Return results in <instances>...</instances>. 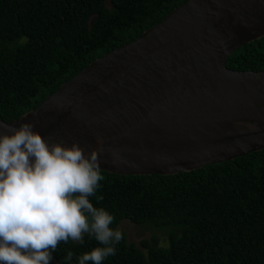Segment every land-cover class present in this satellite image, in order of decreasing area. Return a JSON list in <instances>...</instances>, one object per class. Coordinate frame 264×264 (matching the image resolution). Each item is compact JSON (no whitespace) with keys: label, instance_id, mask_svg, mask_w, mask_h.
Returning a JSON list of instances; mask_svg holds the SVG:
<instances>
[{"label":"trees","instance_id":"1","mask_svg":"<svg viewBox=\"0 0 264 264\" xmlns=\"http://www.w3.org/2000/svg\"><path fill=\"white\" fill-rule=\"evenodd\" d=\"M185 1L0 0V118L35 109ZM226 67L264 72V36L233 52ZM101 175L89 200L114 217L109 227L128 221L154 231L138 243L121 232L102 264H264V149L175 175ZM83 240L61 241L49 264H79L103 247L87 233Z\"/></svg>","mask_w":264,"mask_h":264},{"label":"water","instance_id":"2","mask_svg":"<svg viewBox=\"0 0 264 264\" xmlns=\"http://www.w3.org/2000/svg\"><path fill=\"white\" fill-rule=\"evenodd\" d=\"M264 36V0H187L104 54L0 134L31 123L101 171L175 175L264 149V72L228 57Z\"/></svg>","mask_w":264,"mask_h":264},{"label":"clouds","instance_id":"3","mask_svg":"<svg viewBox=\"0 0 264 264\" xmlns=\"http://www.w3.org/2000/svg\"><path fill=\"white\" fill-rule=\"evenodd\" d=\"M32 129L23 123L0 134V264H49L61 241L83 244L85 233L103 247L79 264H102L115 255L123 221L111 229L114 217L89 200L104 178L98 151L86 156L78 142L50 144Z\"/></svg>","mask_w":264,"mask_h":264},{"label":"rangeland","instance_id":"4","mask_svg":"<svg viewBox=\"0 0 264 264\" xmlns=\"http://www.w3.org/2000/svg\"><path fill=\"white\" fill-rule=\"evenodd\" d=\"M142 228L143 229L128 221H123L119 226V231L124 232L129 241L138 243L142 237L150 239V236L154 233V231L149 228ZM156 234L161 235L158 231Z\"/></svg>","mask_w":264,"mask_h":264}]
</instances>
